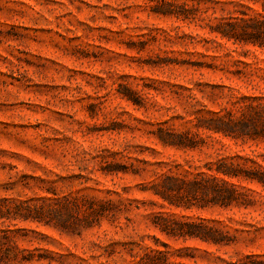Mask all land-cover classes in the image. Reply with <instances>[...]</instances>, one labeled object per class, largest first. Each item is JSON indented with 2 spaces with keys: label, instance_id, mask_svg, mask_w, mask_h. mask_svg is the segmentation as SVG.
Masks as SVG:
<instances>
[{
  "label": "rangeland",
  "instance_id": "obj_1",
  "mask_svg": "<svg viewBox=\"0 0 264 264\" xmlns=\"http://www.w3.org/2000/svg\"><path fill=\"white\" fill-rule=\"evenodd\" d=\"M245 13L264 15V0H0V252L19 258L0 264H72L110 244L117 263L147 248L175 264L264 255L263 131L198 125L264 114V46L213 30ZM172 132L189 145H163ZM221 161L238 175L217 173ZM166 174L222 178L236 201L195 191L189 207L169 206L152 191ZM63 195L111 205L80 233L23 217ZM158 212L204 220L227 244L167 236L151 224Z\"/></svg>",
  "mask_w": 264,
  "mask_h": 264
},
{
  "label": "trees",
  "instance_id": "obj_2",
  "mask_svg": "<svg viewBox=\"0 0 264 264\" xmlns=\"http://www.w3.org/2000/svg\"><path fill=\"white\" fill-rule=\"evenodd\" d=\"M172 13V12H167ZM241 17H229L219 21L213 30L221 38L232 40V42L251 43L257 46H264V15L243 14ZM264 110V106H262ZM253 114L249 118H234L230 114L227 116L215 114L210 118L204 119L205 122L198 124L201 127L217 133L219 135L231 138H237L244 135L252 136L259 131L264 133V114L258 108L252 107ZM261 123L260 128L256 123ZM181 134L168 133L161 134L158 139L163 145H173L185 147L189 144L181 139ZM217 173L224 176H237L238 172L231 163L221 161L215 168ZM264 183V180L257 178ZM154 194L158 195L163 202L169 206L189 207V203L184 199L186 195L193 194L195 191L211 192L215 201L222 205H228L236 201L235 188L229 185L224 179L216 177H206L196 175L191 179L166 174L155 183L152 188ZM41 204L27 205L26 214L23 217L35 221L50 224L61 232L79 231L90 228L94 225L95 217L104 215L111 205L109 199H102L88 195H63L59 198H47ZM0 205V217L2 214ZM151 224L160 232L174 238H195L207 243L227 244L223 240V233L216 227L208 225L204 220H188L185 218H176L172 214L155 213L152 216ZM1 232V231H0ZM7 238V236H1ZM132 249V248H131ZM149 249V250H148ZM133 250V249H132ZM98 252L92 253L87 257L72 254L75 261L72 264H175L166 257V253L143 249L142 253L129 252L131 259L123 263H117L113 256L118 252L113 249L112 245L98 246ZM23 252V250H20ZM1 256L11 260H18L16 252L11 248L2 250ZM38 257L35 261L44 264ZM91 259H96L91 261ZM22 261H31L32 257H21ZM66 264L65 259L49 258L45 264ZM182 264V263H176ZM237 264H264V255L247 254Z\"/></svg>",
  "mask_w": 264,
  "mask_h": 264
}]
</instances>
